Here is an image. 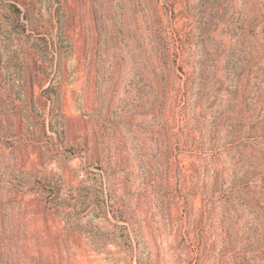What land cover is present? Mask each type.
Listing matches in <instances>:
<instances>
[{
    "label": "rangeland",
    "instance_id": "374dc122",
    "mask_svg": "<svg viewBox=\"0 0 264 264\" xmlns=\"http://www.w3.org/2000/svg\"><path fill=\"white\" fill-rule=\"evenodd\" d=\"M0 264H264V0H0Z\"/></svg>",
    "mask_w": 264,
    "mask_h": 264
}]
</instances>
